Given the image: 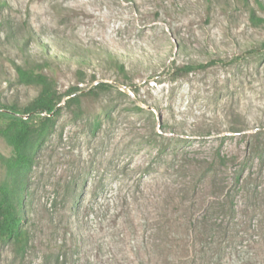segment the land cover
I'll use <instances>...</instances> for the list:
<instances>
[{"label":"rangeland","instance_id":"1","mask_svg":"<svg viewBox=\"0 0 264 264\" xmlns=\"http://www.w3.org/2000/svg\"><path fill=\"white\" fill-rule=\"evenodd\" d=\"M260 4L0 0V103L38 95L20 66L60 106L30 119L28 243L0 264H264ZM11 154L0 136V181Z\"/></svg>","mask_w":264,"mask_h":264},{"label":"trees","instance_id":"2","mask_svg":"<svg viewBox=\"0 0 264 264\" xmlns=\"http://www.w3.org/2000/svg\"><path fill=\"white\" fill-rule=\"evenodd\" d=\"M260 7L264 9V5L260 4ZM252 19H254V15ZM16 69L21 80L27 83L36 82L40 86L38 95L21 110L0 103V114L9 118L8 122L0 127V136L12 150L11 156L6 160V168L13 178L9 181H0V239L11 240L17 249L23 250L28 243V233L24 228L25 216L22 202L25 183L23 177L24 171L31 166L33 160L32 155L28 153V147L36 133H44L43 129V131L37 132L30 119L44 114L41 122L43 125L49 126L52 117L59 113L60 106L56 89L43 75L35 73L33 69L25 70L20 66H16ZM70 94L72 93L67 95ZM259 189L260 187L254 186L252 190L259 195L261 194ZM228 203L229 209L234 211L232 196ZM220 221L223 222L224 219Z\"/></svg>","mask_w":264,"mask_h":264}]
</instances>
